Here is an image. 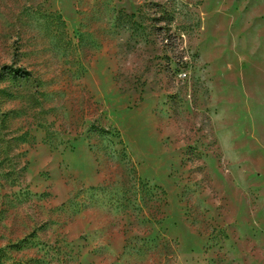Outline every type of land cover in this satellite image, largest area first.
<instances>
[{"label":"rangeland","instance_id":"1","mask_svg":"<svg viewBox=\"0 0 264 264\" xmlns=\"http://www.w3.org/2000/svg\"><path fill=\"white\" fill-rule=\"evenodd\" d=\"M0 264H264V0H0Z\"/></svg>","mask_w":264,"mask_h":264}]
</instances>
